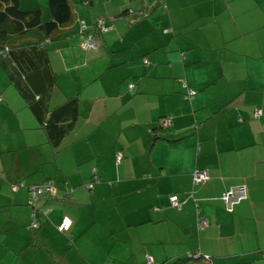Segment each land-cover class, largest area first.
I'll list each match as a JSON object with an SVG mask.
<instances>
[{
  "label": "crops",
  "instance_id": "1",
  "mask_svg": "<svg viewBox=\"0 0 264 264\" xmlns=\"http://www.w3.org/2000/svg\"><path fill=\"white\" fill-rule=\"evenodd\" d=\"M69 2L63 38L0 53V264H264V0ZM48 3L19 0L44 20ZM47 178L30 230L28 191L11 188ZM240 185L229 211L222 194Z\"/></svg>",
  "mask_w": 264,
  "mask_h": 264
},
{
  "label": "trees",
  "instance_id": "2",
  "mask_svg": "<svg viewBox=\"0 0 264 264\" xmlns=\"http://www.w3.org/2000/svg\"><path fill=\"white\" fill-rule=\"evenodd\" d=\"M48 6L50 18L44 20L43 10L40 7L33 9H22L19 6V0H0V53L6 52L10 47H16L25 43L37 42L45 39L48 40L63 38L67 31L70 30L74 24L72 6L69 0H49ZM141 8H143V5L139 9H133L130 13V8L126 9V11L129 15H137L139 11L142 10ZM144 9L146 10L148 7H145ZM48 179L51 178H47L44 181ZM17 184L18 188L19 186H26L22 182L15 183L13 185ZM30 186L31 185L27 186L28 195ZM45 194L49 195L51 193L45 192L40 195L35 204H30L28 201V204L32 209L30 214L31 220L27 225L30 230L37 229L40 225L39 216L47 208L45 206H40V198ZM34 211L35 218L38 222L37 227L31 226L34 218ZM197 258H200V256ZM190 259L192 260L195 258L189 257L188 255L186 260Z\"/></svg>",
  "mask_w": 264,
  "mask_h": 264
},
{
  "label": "built area",
  "instance_id": "3",
  "mask_svg": "<svg viewBox=\"0 0 264 264\" xmlns=\"http://www.w3.org/2000/svg\"><path fill=\"white\" fill-rule=\"evenodd\" d=\"M148 6L147 2H143V8L142 10L139 11V15L144 14V8ZM132 12V10H129V13ZM85 27V24L82 23L81 24V31L83 30V28ZM95 27L97 29V31H106L109 30L111 28L110 25H107L105 23V21L103 19H97L96 23H95ZM97 38L93 35H89L86 34L85 35V39L84 42L82 44V46L84 48H96L97 46ZM5 53V52H4ZM144 62H147L146 59L143 60ZM130 88L133 87V84L129 85ZM194 94V90L191 88L187 89V96L192 97ZM0 101H2V98L0 96ZM262 111L260 108L255 109L254 112L252 113V116L257 118L261 115ZM169 120L164 118L161 121V125L162 126H168L169 125ZM116 159L117 161H119L121 159V154L120 152L116 153ZM97 177H95L94 179H96ZM209 179V172L207 169H195L192 172V181L194 184H199V183H204ZM13 190H16L18 188V184L17 185H13L12 186ZM87 187H92V183H88ZM55 180L54 179H48L46 181H44L43 183L39 184V185H31L29 187V195H28V201L30 204H35V202L37 201V199L39 198L40 195H42L45 192H49V193H53L55 191ZM246 197V191H245V187L243 185L231 188L229 190H227L226 192H224L222 194V199L226 204V209L231 211L233 208V205L238 202L239 200L243 199ZM171 200V204L177 207H180V202L178 200V198L176 196H171L170 197ZM33 221L31 226L32 227H37L38 226V222L35 218V211L33 212ZM71 224V220L68 217H64V219L62 220V222L59 224L58 228L60 231H67L70 227ZM206 224V220L205 219H199V226H202ZM200 254L196 253V254H189V257H194L197 258L199 257ZM206 258H208V256H205ZM146 262L148 264L152 263L151 258H147Z\"/></svg>",
  "mask_w": 264,
  "mask_h": 264
},
{
  "label": "rangeland",
  "instance_id": "4",
  "mask_svg": "<svg viewBox=\"0 0 264 264\" xmlns=\"http://www.w3.org/2000/svg\"><path fill=\"white\" fill-rule=\"evenodd\" d=\"M76 34V33H75ZM78 34V33H77ZM72 36H75V35H72ZM65 42H67L66 40H64V41H58V40H54L53 41V43L52 44H57V43H65ZM26 162V161H25ZM20 183V182H19ZM27 186L28 185H26V186H19L20 188H19V190H20V193L19 194H24L25 192H27ZM116 197L115 196H113V198L111 197V198H109V199H103V201H100V202H102L104 205H108V204H110L111 202L110 201H113L114 199H115ZM128 202H131V200L127 197V200L126 201H124V202H119V204H120V207L122 208V209H124L125 208V206H124V204L125 203H128ZM22 206L23 207H19L20 209H22V208H29L30 207V205L28 204V199H27V202L24 200V203L22 204ZM116 208H117V205H116V202H113V205L112 206H109V207H107V208H105L107 211H110V212H113L114 214H116L117 213V211H116ZM105 231H106V229H105ZM30 235V234H29ZM31 236V235H30ZM96 246L97 247H99L100 248V255H101V258H100V261H102V260H106V261H109V260H111L110 258H109V256L111 255L110 254V250L107 248V247H105L104 246V244H102V243H100V242H97V244H96ZM103 249H104V253H103ZM67 250V249H66ZM80 256H82V255H76V256H74L73 257V264H82L81 263V257ZM88 257L89 255H85L84 257ZM143 264V263H142Z\"/></svg>",
  "mask_w": 264,
  "mask_h": 264
}]
</instances>
